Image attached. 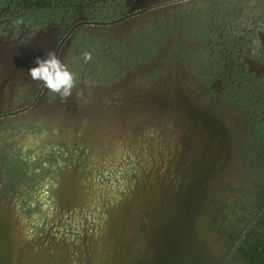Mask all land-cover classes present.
<instances>
[{
  "label": "flooded vegetation",
  "instance_id": "flooded-vegetation-1",
  "mask_svg": "<svg viewBox=\"0 0 264 264\" xmlns=\"http://www.w3.org/2000/svg\"><path fill=\"white\" fill-rule=\"evenodd\" d=\"M0 264H264V0H0Z\"/></svg>",
  "mask_w": 264,
  "mask_h": 264
},
{
  "label": "clouds",
  "instance_id": "clouds-1",
  "mask_svg": "<svg viewBox=\"0 0 264 264\" xmlns=\"http://www.w3.org/2000/svg\"><path fill=\"white\" fill-rule=\"evenodd\" d=\"M88 58L85 54L84 59ZM27 74L32 81L61 98L69 96L74 87L73 73L52 51L44 56L34 57L32 66L27 69Z\"/></svg>",
  "mask_w": 264,
  "mask_h": 264
},
{
  "label": "rangeland",
  "instance_id": "rangeland-1",
  "mask_svg": "<svg viewBox=\"0 0 264 264\" xmlns=\"http://www.w3.org/2000/svg\"><path fill=\"white\" fill-rule=\"evenodd\" d=\"M235 212H236V214H235L236 217H241L242 219L245 218L247 221H249V220L252 221L251 224H250V228L251 229L255 230L256 228H258V226L255 224V216H253L254 212H252L251 208L250 209H245V210H239L238 209ZM238 220L236 221L235 225L239 227L243 223L241 221H238ZM253 227H255V228H253Z\"/></svg>",
  "mask_w": 264,
  "mask_h": 264
}]
</instances>
